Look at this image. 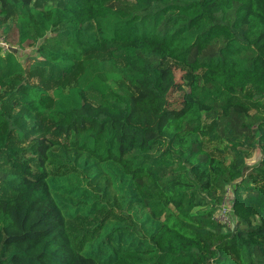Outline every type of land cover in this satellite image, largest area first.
Wrapping results in <instances>:
<instances>
[{"label": "trees", "instance_id": "16d2710c", "mask_svg": "<svg viewBox=\"0 0 264 264\" xmlns=\"http://www.w3.org/2000/svg\"><path fill=\"white\" fill-rule=\"evenodd\" d=\"M8 19L26 71L76 81L0 100V151L32 137L0 176V264H264V0H0ZM22 69L0 46V86ZM225 196L235 225L215 219Z\"/></svg>", "mask_w": 264, "mask_h": 264}, {"label": "rangeland", "instance_id": "374dc122", "mask_svg": "<svg viewBox=\"0 0 264 264\" xmlns=\"http://www.w3.org/2000/svg\"><path fill=\"white\" fill-rule=\"evenodd\" d=\"M13 23V19H8L5 23H0V46L4 50H9L14 53L15 58L19 61V63L22 66L21 71H16L12 73L8 78H6V85L0 86V100L5 97L6 91L11 88V86L15 85L18 82H25L31 85H39L46 89L49 93L52 92V90L60 84L64 90H67L68 87L73 85L76 81V74L70 73L67 75H64V78L61 79L59 82H54L52 80L47 79L41 72L38 70H31L26 71V64L25 59L28 55H36V51L34 50L33 45H24L19 46L17 43V37L16 32L13 29H9L10 26ZM6 26V27H5ZM99 58H108L112 59L115 63L122 64L123 60L122 57H114L110 52L107 50L102 49L100 53L97 54ZM166 63L171 66V68L174 71L175 77L177 81L180 84V87H182L183 90H187L188 87L185 82L188 80V68L182 64L175 62L173 60H166ZM113 86H118L119 82H110ZM180 92L179 88H174L170 93V99L172 98H178V94ZM18 111V109H14L10 111V114L13 115L15 112ZM15 122L17 125L25 124L29 126L31 124V121L29 119H26V121H22L21 118H16ZM211 123L210 119L207 117L204 118V125H209ZM41 132L46 134L47 137H55V134L51 130V124L49 121L45 120L41 124ZM35 134V133H34ZM40 133H37L35 135H39ZM32 137L29 133H25L22 136H20L15 131L11 132L10 139L5 147V149L0 151V176H3L5 174L15 172L16 169L13 168L10 164V161L13 159H17L20 157L23 158H30L31 154H29L27 147L31 143ZM225 140L223 138H218L217 140H209L207 137L202 138V146L203 149L210 154L211 156L215 157L216 159L225 158L227 160L231 159V154L225 150ZM16 149L12 154H9L8 148ZM260 157V154L258 151H255L252 156L249 158L248 163L250 165L255 164ZM3 188L4 186L1 185ZM227 188L230 190L227 192L228 195L231 196V186H227ZM231 200V199H230ZM231 219V225L236 224V219L233 218L232 214L230 215ZM253 222H257V219H255Z\"/></svg>", "mask_w": 264, "mask_h": 264}, {"label": "built area", "instance_id": "2783aa9c", "mask_svg": "<svg viewBox=\"0 0 264 264\" xmlns=\"http://www.w3.org/2000/svg\"><path fill=\"white\" fill-rule=\"evenodd\" d=\"M232 214L231 200L225 196L220 202L217 211L215 212V219L223 224H230V215Z\"/></svg>", "mask_w": 264, "mask_h": 264}]
</instances>
